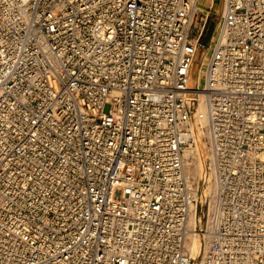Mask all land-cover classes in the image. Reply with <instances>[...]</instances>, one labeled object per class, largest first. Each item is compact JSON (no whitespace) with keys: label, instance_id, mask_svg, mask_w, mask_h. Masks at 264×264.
Returning a JSON list of instances; mask_svg holds the SVG:
<instances>
[{"label":"built area","instance_id":"2783aa9c","mask_svg":"<svg viewBox=\"0 0 264 264\" xmlns=\"http://www.w3.org/2000/svg\"><path fill=\"white\" fill-rule=\"evenodd\" d=\"M199 2L0 0V264H264V0L195 67Z\"/></svg>","mask_w":264,"mask_h":264},{"label":"rangeland","instance_id":"374dc122","mask_svg":"<svg viewBox=\"0 0 264 264\" xmlns=\"http://www.w3.org/2000/svg\"><path fill=\"white\" fill-rule=\"evenodd\" d=\"M209 4H210L209 0H200V2H199L200 9L204 10L205 13L209 12L210 14H209L208 21L206 23V31L202 37L203 46H201V48L197 54L195 67H198L200 65V63L205 59L206 53L208 52V46L210 44V41H211L213 35L215 34V32L217 31V28L219 25V20H220V14H221L222 8H223L222 0H215L213 6L212 5L209 6ZM205 152H206V149H205ZM205 161H204V169H205ZM192 168H194V165L192 166ZM202 175H203V173H202ZM192 177H193V175H192ZM204 190L206 193L207 187H204Z\"/></svg>","mask_w":264,"mask_h":264},{"label":"bare ground","instance_id":"6f19581e","mask_svg":"<svg viewBox=\"0 0 264 264\" xmlns=\"http://www.w3.org/2000/svg\"><path fill=\"white\" fill-rule=\"evenodd\" d=\"M210 3H212V0H210ZM191 85H193V81L191 82ZM204 152H205L204 147L201 148V146H200L197 149V152L191 153L192 163H191V166H190V168L188 170V174L191 177L193 175L192 178L195 179L196 181L198 180V178L204 172V161L206 159V157L204 156L205 155ZM193 165H194V168H192ZM212 189H213V185L212 184H209L207 186L206 194L209 193V192H211ZM189 226H190V229L193 231L194 228H195V215L194 214L190 218ZM190 241H191L192 251L194 253L195 251H197V248H198V245H199L198 237L195 235L194 232H190Z\"/></svg>","mask_w":264,"mask_h":264},{"label":"crops","instance_id":"0c3cea01","mask_svg":"<svg viewBox=\"0 0 264 264\" xmlns=\"http://www.w3.org/2000/svg\"><path fill=\"white\" fill-rule=\"evenodd\" d=\"M210 1V0H209ZM215 0H212V3L209 4V6H213Z\"/></svg>","mask_w":264,"mask_h":264}]
</instances>
